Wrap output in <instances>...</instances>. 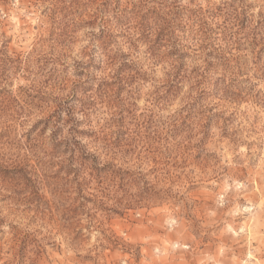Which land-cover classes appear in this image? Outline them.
Segmentation results:
<instances>
[{"label":"rangeland","instance_id":"obj_1","mask_svg":"<svg viewBox=\"0 0 264 264\" xmlns=\"http://www.w3.org/2000/svg\"><path fill=\"white\" fill-rule=\"evenodd\" d=\"M0 264H264V0H0Z\"/></svg>","mask_w":264,"mask_h":264}]
</instances>
